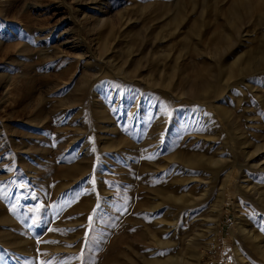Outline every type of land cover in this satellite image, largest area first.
Masks as SVG:
<instances>
[{"label": "rangeland", "instance_id": "374dc122", "mask_svg": "<svg viewBox=\"0 0 264 264\" xmlns=\"http://www.w3.org/2000/svg\"><path fill=\"white\" fill-rule=\"evenodd\" d=\"M192 262L264 264V0H0V264Z\"/></svg>", "mask_w": 264, "mask_h": 264}, {"label": "bare ground", "instance_id": "6f19581e", "mask_svg": "<svg viewBox=\"0 0 264 264\" xmlns=\"http://www.w3.org/2000/svg\"><path fill=\"white\" fill-rule=\"evenodd\" d=\"M194 83V82H193ZM192 83V84H193ZM210 86H211V84H210V82L207 80V79H203V78H200V81H199V84L198 85H196V83H194L193 85H192V87L194 88V89H199V90H201V91H203V92H207L208 90H210L209 88H210ZM190 264H198L197 262H192V263H190Z\"/></svg>", "mask_w": 264, "mask_h": 264}, {"label": "snow or ice", "instance_id": "6c2138e0", "mask_svg": "<svg viewBox=\"0 0 264 264\" xmlns=\"http://www.w3.org/2000/svg\"><path fill=\"white\" fill-rule=\"evenodd\" d=\"M92 219V217L91 216H89V220H91ZM52 229H50V231H51ZM86 235H87V233H86Z\"/></svg>", "mask_w": 264, "mask_h": 264}]
</instances>
